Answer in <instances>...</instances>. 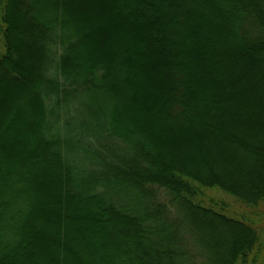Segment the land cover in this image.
Listing matches in <instances>:
<instances>
[{"label":"trees","instance_id":"16d2710c","mask_svg":"<svg viewBox=\"0 0 264 264\" xmlns=\"http://www.w3.org/2000/svg\"><path fill=\"white\" fill-rule=\"evenodd\" d=\"M105 1L0 0V264H264V0Z\"/></svg>","mask_w":264,"mask_h":264},{"label":"rangeland","instance_id":"374dc122","mask_svg":"<svg viewBox=\"0 0 264 264\" xmlns=\"http://www.w3.org/2000/svg\"><path fill=\"white\" fill-rule=\"evenodd\" d=\"M113 1L114 0H106L105 4H103L102 6L103 7L109 6L110 7V3L112 4ZM106 4H107V6H106ZM93 10H94V8H92V10L90 12L93 13ZM105 11H106V8H104V10L101 11L100 13L98 11V13H96V14L93 13L95 15H92V16L89 15L88 16V18H90L94 22V27L101 25L103 21L107 20V14L104 15ZM3 90L6 91V88H3ZM121 103L123 104L124 101H121ZM6 107H5L6 109H4L3 111L0 112V125H2L3 127L8 125V123L10 122V120L12 118H15L17 115H19V114L15 115L16 113H21V112H17L19 104H16V102H14V101L10 102V105L6 106ZM18 123H20V122H18ZM18 125L21 126L20 124H18ZM12 131L13 130H10V132H8V134H5L2 130L0 131V134H1V136H0V176L4 175L6 173V170H7L6 175L11 174L12 170L17 171L15 169V168H17V167H15L16 165H20L21 168H27L28 163L26 162V160H24V157H27L28 154H26V153H28L29 151H31L33 149V144H30V143H28V144H26V143L25 144L24 143H21V144L18 143L17 144V142L11 143L7 136L8 135L10 136L13 133ZM27 131L28 132H26V134L23 136L24 140L26 139V140L30 141L32 139V137L35 138L34 137V128H32V126L30 127V130L28 129ZM3 143L6 144L5 148H4V146H2V145H4ZM5 150H6V152L9 153L10 158H8L9 156L4 158L5 162H3L1 153H5ZM5 168H6V170H5ZM42 171H43V169L41 170V168H39V169L35 168V169L30 170L31 174L33 173V175H34L35 180H36V176L42 175ZM36 198L38 199V196H36ZM48 198H49L48 200L46 199L48 202V208L45 209V211L46 212H53L54 210H57L58 207H57V209H55L56 204L54 202V199H52V197H48ZM39 202L44 203L46 201L45 200L42 201L41 199H38V203ZM39 208H40V206H39ZM45 211L42 210V212H45ZM33 224H34L33 225L34 230L39 232V235H37L35 237V239H33V241L35 240L36 243H38V242L40 243L42 241V239L44 238L49 242V244H51V242L54 238L53 234L55 232L56 225H51V222L45 223L44 221H41L39 219V217L34 220ZM257 225L260 226V230L262 229L263 234H264V214L258 217ZM72 226L73 225H71L70 227L72 228ZM76 232H78V230ZM70 237H71V240H70V246L71 247L70 248H71V250H73V252H77V251L82 250V251H88L90 253L89 257L86 255H85L86 257L80 256L82 258L83 264H100L101 263V261L98 258L99 257V254H98L99 249L96 250L97 251L96 253H94V252L92 253L89 250L88 244L85 245L84 243L82 244L80 242H78V243L80 244L79 248L81 250L77 249L75 242L77 240H79V234H76L73 231H71ZM263 241H264V238H263ZM44 252H46V249ZM47 252H48V250H47ZM21 256H23V255H21ZM31 258H32V260H34L33 264H53V262H51V260L46 262L43 255L41 254V252H39L38 248H36V247H31V249L28 252V255H26L25 258L22 257V260L19 259L20 261L17 262L16 264H30Z\"/></svg>","mask_w":264,"mask_h":264}]
</instances>
